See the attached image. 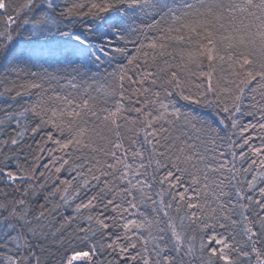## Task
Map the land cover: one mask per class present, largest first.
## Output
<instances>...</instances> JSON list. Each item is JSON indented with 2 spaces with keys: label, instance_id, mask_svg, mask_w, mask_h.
Here are the masks:
<instances>
[{
  "label": "snow or ice",
  "instance_id": "obj_1",
  "mask_svg": "<svg viewBox=\"0 0 264 264\" xmlns=\"http://www.w3.org/2000/svg\"><path fill=\"white\" fill-rule=\"evenodd\" d=\"M64 28L92 63H127L48 95L18 38ZM0 67V96L39 90L0 119V264H264V0H0Z\"/></svg>",
  "mask_w": 264,
  "mask_h": 264
},
{
  "label": "trees",
  "instance_id": "obj_2",
  "mask_svg": "<svg viewBox=\"0 0 264 264\" xmlns=\"http://www.w3.org/2000/svg\"><path fill=\"white\" fill-rule=\"evenodd\" d=\"M61 2L64 4H70L72 0H61ZM186 2L195 3L196 0H186ZM205 2H211V0H205ZM70 19L76 21V28H79L81 31L83 30V28L80 26L81 20L86 24L93 23V20L88 17L70 18ZM74 32L75 29L64 28L60 32L53 31L36 37H29L25 32L23 35H21L18 38L19 47L25 50L26 55L29 56L32 60V63L36 65V67L32 68V71L47 70L48 73H51L53 76L56 77V80L52 81V86H53L52 88H49L48 84H45L44 86L48 95H52L53 88L55 89L56 92H59L61 94H68L69 92H72L73 90L71 88L64 87L67 79H71L72 77H75V80L73 81L74 83H78L81 85L80 87L81 92L83 91V88L86 87L88 84H93L94 80L97 81V83L93 84V87H98L99 85L105 83V80L102 79V77H107L108 73L116 71L120 64L127 63L126 58L120 56H117L115 62L112 64L92 63L91 60L79 54L77 45L74 41ZM148 35L149 37H152L157 34L150 32L148 33ZM173 35H175V33H173ZM195 39H196L195 36H193V43L191 44L179 43L175 41L171 42V46L167 49V51L171 53V56H165L164 59H167L170 64L184 63L185 60L181 59L182 51L183 53H187L190 50H194L196 47ZM144 43H147V41H144ZM120 46H123V43H121ZM128 47L130 53H134L135 51L134 47L132 45H129ZM172 57H175V59H173ZM161 66H163L162 60H161ZM193 70L196 69L194 68ZM201 70L208 71L206 61L202 65ZM3 73H4V68L0 67V74ZM9 79H14V77L10 76ZM196 82L200 83L201 80H197ZM2 90H3L2 87H0V91ZM38 92L39 90H33L32 95L22 96L20 98H17L16 101H13L7 95L0 96V119L3 118V110H5L7 107L5 101H7V104L16 105L18 103L19 105L27 107L28 105L34 103L36 99H38L37 96ZM92 94L95 95V92H93ZM252 95L253 94L251 92L246 93V97L243 104V109L245 113L247 111L252 110L249 107L250 105L256 102H260L259 95H256L255 101H253ZM16 111L17 112L21 111V108L17 107ZM17 118L21 120V124L23 125L25 122V118L23 117H17ZM27 119L31 121V116L28 115ZM258 119H259L258 113L254 117H249L247 115L243 117V121L245 123H247L248 120H252L253 123H256ZM13 127L16 126L13 125ZM48 130L49 128H45V131ZM52 131L54 135L59 136L58 133H55L54 129H52ZM2 135L3 134H0V138H2ZM43 135H44L43 132L35 136L29 133L25 137L26 143L31 144L33 149H35L37 143L40 142L41 137ZM255 142L259 143L258 140H256ZM47 147L52 148L54 146L51 144V142H48ZM57 155H60V153H57ZM43 156H44V162H46L47 153L45 152ZM74 175L75 173L65 170L61 174V179L64 178L71 179V177ZM36 203L37 205L39 203H43V200H39ZM61 212H63L64 216L71 214L70 209L68 210L62 209ZM61 222H62L61 216L59 214H56L55 219L52 221V225H51L52 230H54L56 227H59V224Z\"/></svg>",
  "mask_w": 264,
  "mask_h": 264
}]
</instances>
